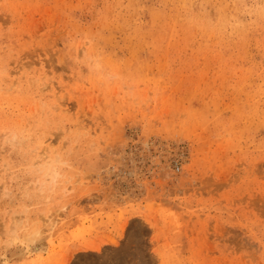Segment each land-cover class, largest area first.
I'll use <instances>...</instances> for the list:
<instances>
[{
    "label": "rangeland",
    "instance_id": "1",
    "mask_svg": "<svg viewBox=\"0 0 264 264\" xmlns=\"http://www.w3.org/2000/svg\"><path fill=\"white\" fill-rule=\"evenodd\" d=\"M0 264H264V0H0Z\"/></svg>",
    "mask_w": 264,
    "mask_h": 264
},
{
    "label": "bare ground",
    "instance_id": "2",
    "mask_svg": "<svg viewBox=\"0 0 264 264\" xmlns=\"http://www.w3.org/2000/svg\"><path fill=\"white\" fill-rule=\"evenodd\" d=\"M45 165V164H44ZM47 166V165H46ZM57 171V170H56ZM59 173V172H58ZM14 222V221H13ZM18 224V222H16ZM16 224V225H17ZM13 225V224H12ZM15 229V228H14ZM16 230V229H15ZM37 230V229H36ZM43 230V229H41ZM41 230H37L35 231L33 234L38 237L40 236V231ZM13 235V234H12ZM16 235V234H15ZM31 249H29L31 252H38V251H46L48 249L47 244L42 240V239H37L34 241L32 247L30 246ZM29 251V252H30ZM30 254V253H29ZM34 254V253H33Z\"/></svg>",
    "mask_w": 264,
    "mask_h": 264
}]
</instances>
